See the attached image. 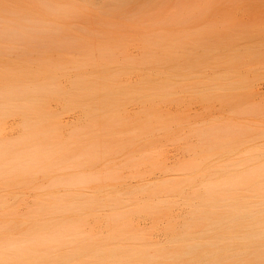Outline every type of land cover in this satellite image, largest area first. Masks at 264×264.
Returning a JSON list of instances; mask_svg holds the SVG:
<instances>
[{
  "label": "bare ground",
  "instance_id": "obj_1",
  "mask_svg": "<svg viewBox=\"0 0 264 264\" xmlns=\"http://www.w3.org/2000/svg\"><path fill=\"white\" fill-rule=\"evenodd\" d=\"M97 1L0 0V264H264V110L240 106L264 65V0H111L156 24L138 56L125 35L71 29ZM185 92L243 119L188 124L191 156L159 166V133L183 124L161 107ZM147 162L163 175L145 178ZM137 216L164 219L165 241Z\"/></svg>",
  "mask_w": 264,
  "mask_h": 264
},
{
  "label": "rangeland",
  "instance_id": "obj_2",
  "mask_svg": "<svg viewBox=\"0 0 264 264\" xmlns=\"http://www.w3.org/2000/svg\"><path fill=\"white\" fill-rule=\"evenodd\" d=\"M136 2L117 4L111 2V0H99L97 1L98 4L96 3L94 7L87 6L86 8H81L80 18L72 21L75 23L72 25L71 29L74 32L81 31L85 33L90 39L100 36V38L107 40L114 37H123L125 35L129 37L127 50L132 52V55L138 56L141 51L140 48L143 45L145 30L152 29L156 24L154 20L149 18V15L143 14V12L139 10L142 5ZM144 20L147 21L144 22ZM73 52L72 54L74 55L78 51ZM255 64L256 63L250 65L249 69L246 71L250 83L249 87L245 90L250 93V96L247 99L246 97H244V99L242 98L240 106L245 108L247 105H255L263 107L264 110V67H261L264 65ZM243 69H246V67ZM179 97L171 103L163 104L161 109L163 113L167 115L168 119H182L183 124L178 127L172 125L171 128L162 135H160L161 131L159 133L161 139L151 148L152 153H154V150L156 152L157 159L159 160V162L156 161L158 165L167 168H174L191 156V152L185 148V145L186 143H195L196 138L192 134H187L188 124L194 123L200 119L211 121H218V119L223 120L233 115H238L239 119H243V116L234 113L235 109L233 106L224 100H200L198 95L190 94L189 92H185L184 97ZM59 107L60 105L56 103H52L50 106L52 110H59ZM125 112L130 115L132 119H142V115L140 114L141 108L136 104L126 105ZM78 113L77 110H70L60 114V118L65 125L64 128H68L70 125L80 120V114L78 115ZM236 116L234 117L236 118ZM11 125L12 128L16 127V122L11 123ZM180 136L185 137L179 138ZM151 137L155 139L156 135H152ZM114 161L116 163L120 162L117 159ZM137 171L144 174L145 178L151 180L163 175L160 169L152 170L149 162L140 165ZM122 173L128 183L131 182L135 184L136 179L129 175L128 169H123ZM31 199L30 196H26V202H30ZM187 209L188 208L182 204L175 205L172 208V215L175 217L176 227L179 226L181 220L186 218ZM153 222V219L145 216L133 218V223L147 230H151V235L154 239L164 242L166 235L163 233L162 229L165 226V220H158L157 224ZM99 226L101 230H105V225L102 220L99 222Z\"/></svg>",
  "mask_w": 264,
  "mask_h": 264
}]
</instances>
